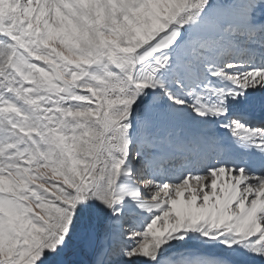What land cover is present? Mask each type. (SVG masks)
<instances>
[{
  "label": "snow or ice",
  "instance_id": "obj_1",
  "mask_svg": "<svg viewBox=\"0 0 264 264\" xmlns=\"http://www.w3.org/2000/svg\"><path fill=\"white\" fill-rule=\"evenodd\" d=\"M0 264H264V0H0Z\"/></svg>",
  "mask_w": 264,
  "mask_h": 264
}]
</instances>
